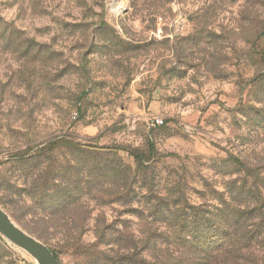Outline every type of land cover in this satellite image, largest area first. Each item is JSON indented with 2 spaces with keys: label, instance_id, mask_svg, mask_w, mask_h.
<instances>
[{
  "label": "rangeland",
  "instance_id": "1",
  "mask_svg": "<svg viewBox=\"0 0 264 264\" xmlns=\"http://www.w3.org/2000/svg\"><path fill=\"white\" fill-rule=\"evenodd\" d=\"M245 159L264 0H0V205L60 264H215L195 215ZM0 264L37 263L0 235Z\"/></svg>",
  "mask_w": 264,
  "mask_h": 264
},
{
  "label": "trees",
  "instance_id": "2",
  "mask_svg": "<svg viewBox=\"0 0 264 264\" xmlns=\"http://www.w3.org/2000/svg\"><path fill=\"white\" fill-rule=\"evenodd\" d=\"M241 168L238 171L240 177L229 182L222 205L195 215L200 221L223 227L222 230L215 229L214 238L204 247L207 253L217 251L222 254L221 259L216 258L215 264L256 263L246 252L262 235L264 159H245ZM229 224H235L236 229L227 230L229 226L231 228Z\"/></svg>",
  "mask_w": 264,
  "mask_h": 264
},
{
  "label": "water",
  "instance_id": "3",
  "mask_svg": "<svg viewBox=\"0 0 264 264\" xmlns=\"http://www.w3.org/2000/svg\"><path fill=\"white\" fill-rule=\"evenodd\" d=\"M0 235L22 249L38 264H60L53 251L23 230L0 205Z\"/></svg>",
  "mask_w": 264,
  "mask_h": 264
},
{
  "label": "bare ground",
  "instance_id": "4",
  "mask_svg": "<svg viewBox=\"0 0 264 264\" xmlns=\"http://www.w3.org/2000/svg\"><path fill=\"white\" fill-rule=\"evenodd\" d=\"M29 255V254H28ZM30 256V255H29ZM34 259V258H33ZM35 260V259H34ZM35 262H36V260H35ZM37 263V262H36ZM38 264V263H37Z\"/></svg>",
  "mask_w": 264,
  "mask_h": 264
}]
</instances>
